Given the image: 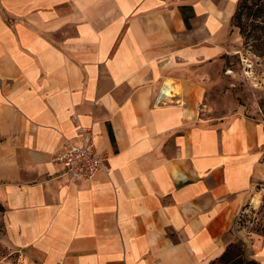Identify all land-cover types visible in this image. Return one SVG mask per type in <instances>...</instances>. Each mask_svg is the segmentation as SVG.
Wrapping results in <instances>:
<instances>
[{
    "label": "crops",
    "instance_id": "crops-1",
    "mask_svg": "<svg viewBox=\"0 0 264 264\" xmlns=\"http://www.w3.org/2000/svg\"><path fill=\"white\" fill-rule=\"evenodd\" d=\"M238 2L0 0L10 246L39 264H210L226 252L264 180V123L207 102ZM89 139L106 167L70 181L57 157Z\"/></svg>",
    "mask_w": 264,
    "mask_h": 264
},
{
    "label": "rangeland",
    "instance_id": "rangeland-1",
    "mask_svg": "<svg viewBox=\"0 0 264 264\" xmlns=\"http://www.w3.org/2000/svg\"><path fill=\"white\" fill-rule=\"evenodd\" d=\"M232 25L236 32L233 48L218 69L207 102L216 106L219 115L242 109L249 117L264 123V0H239ZM257 189L259 194L253 203L246 204L237 214L232 230L235 240L227 248L230 249V262L220 257L210 264H244L250 260L261 264L264 180L259 182ZM3 211L0 203V264H39L35 258H28L5 241Z\"/></svg>",
    "mask_w": 264,
    "mask_h": 264
},
{
    "label": "built area",
    "instance_id": "built-area-1",
    "mask_svg": "<svg viewBox=\"0 0 264 264\" xmlns=\"http://www.w3.org/2000/svg\"><path fill=\"white\" fill-rule=\"evenodd\" d=\"M92 140L83 145L68 143L58 155L57 160L63 165L64 174L70 181L93 179L105 169L108 156L99 154L91 148Z\"/></svg>",
    "mask_w": 264,
    "mask_h": 264
},
{
    "label": "trees",
    "instance_id": "trees-1",
    "mask_svg": "<svg viewBox=\"0 0 264 264\" xmlns=\"http://www.w3.org/2000/svg\"><path fill=\"white\" fill-rule=\"evenodd\" d=\"M237 10V9H236ZM229 252H230V249H227L226 252L221 256V259L220 260H227L229 261L230 259H228V256H229ZM234 259V258H233ZM235 261H238V259H236ZM244 261V260H243ZM242 261V263H243ZM230 262V261H229ZM240 263V262H239ZM244 264H258V262L256 260H250L249 262H246Z\"/></svg>",
    "mask_w": 264,
    "mask_h": 264
}]
</instances>
